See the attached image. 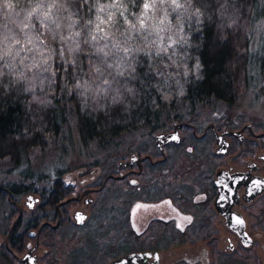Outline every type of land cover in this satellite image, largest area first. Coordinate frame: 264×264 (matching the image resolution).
Returning <instances> with one entry per match:
<instances>
[{"label":"trees","instance_id":"obj_1","mask_svg":"<svg viewBox=\"0 0 264 264\" xmlns=\"http://www.w3.org/2000/svg\"><path fill=\"white\" fill-rule=\"evenodd\" d=\"M179 2L185 39L179 41L181 62L174 70L163 51L140 47L129 36L137 28L126 24L125 17L136 24L145 0H119L120 8L104 11L98 9L113 0H0V167H9L8 174L14 178L0 182V201L8 202V192L13 202L30 192L44 200L42 212L31 223L24 224L23 217L15 229L3 233L13 248H19L22 240L27 244L36 239L44 221L59 219L60 228L69 222L74 186L65 184L61 172L48 189L39 190L36 185L48 176L37 175L31 164L36 153L47 150L52 141L75 129L84 148L107 149L142 129L152 136L179 122L193 140L209 142L211 151L213 142L208 136L197 138L202 131L188 123L196 116L192 115L196 108L214 103L237 106L251 86V71L257 67L264 75V58L259 63L251 49L255 18L264 19V0ZM111 12L115 16L109 21ZM252 61L256 66L251 67ZM183 65H187V75ZM78 81L83 87H76ZM165 93L171 94L167 101L161 98ZM129 101L134 107L125 110ZM118 168L123 170L119 164ZM127 181L119 174L108 176V184ZM62 211L63 219L58 216ZM123 214L125 225L130 216ZM56 231L45 228L40 238ZM133 232L130 229L132 238H141ZM212 232L205 239L211 257L217 260L220 252L217 240L212 239L216 232ZM132 250L127 240L116 254H105L104 260ZM2 256V261L9 258L8 253Z\"/></svg>","mask_w":264,"mask_h":264},{"label":"rangeland","instance_id":"obj_2","mask_svg":"<svg viewBox=\"0 0 264 264\" xmlns=\"http://www.w3.org/2000/svg\"><path fill=\"white\" fill-rule=\"evenodd\" d=\"M179 9L174 10V6H170L167 2L161 4L157 0L154 12L147 13L149 16H154L156 20L164 15V10H167L169 14L174 27H172L171 32L166 29L162 33L164 36L163 47H167L168 36L177 29L176 21L179 17ZM172 14H174V18ZM252 32V54L253 58L259 62L264 58V19L256 16ZM129 36L134 38L140 47L157 49L155 41L159 37L150 28L140 29L137 32L132 30L129 32ZM164 54L169 56L170 66L176 70L181 62L180 43L168 47ZM254 66L256 63L254 64L252 61L251 67ZM169 69L171 70V68ZM255 69L250 73L251 86L237 106L227 107L222 103L208 104L202 109L198 106L195 114H192L196 116H191V122L188 123L196 127L198 131H202L210 125H215L220 131L239 130L250 122L253 126L264 127V75L260 74L257 67ZM172 124L173 122L169 128L158 133L170 131ZM209 133L208 139L214 142L211 132ZM183 134V145L180 148L167 150L169 161L162 167L168 166L169 168L164 172L162 170L159 174L165 181L167 178L173 181L171 184L176 190L186 191L184 186L195 184L193 183L195 177L199 178L203 169L204 172L210 171L211 177L224 161H212L209 155L216 150L210 151L209 142L206 140L195 141L189 133L183 132ZM158 153L155 142L146 129L119 139L117 145L107 149H101L97 145L84 148L74 129L73 132H68L67 135L52 141L47 150L38 151L31 164L37 175L48 176L45 182L36 185L39 190L48 189L49 182L62 172L65 184L74 186L77 191L89 186H99L109 175L126 174L125 170L118 168L121 161L129 163L132 156H144L145 154L155 158L159 156ZM9 171V167H0V182L14 180L13 176L8 174ZM89 171L90 173L87 174ZM159 174L157 171L144 176H130L127 183L110 182L107 184L101 193L95 194V203L90 207V220L82 230L74 226L70 222V218L83 205L72 202L69 206V222L53 235H48V233L45 238L41 239V247L37 252L41 264H109L113 259L104 260V255L116 254L118 246L122 248L127 240L130 241L131 249H134L132 251L163 250L161 253L162 264H215L218 262L219 259L216 260L211 257V252L206 247V243L201 242L192 246L180 230L173 231L168 228L155 227L142 239H135L130 236V229L135 233L141 232L152 217L160 216L152 205L143 206L141 203V200L150 199L154 196V189H156L154 188V176ZM31 193L36 194L35 192L24 194L18 197L17 202L20 204L27 201V196ZM36 196L40 195L36 194ZM41 198L40 205L34 211L24 207L26 212L24 224L42 212L43 197ZM124 212L130 216L125 225ZM49 214L52 216L53 212H49ZM17 216V209L14 208L13 211L9 202L5 201L1 204L0 238L2 241L5 238L3 233L9 231L10 225L17 219ZM165 232H167V240L162 237L165 235L162 233ZM194 233L198 235L197 231ZM212 233V231H207L205 234L210 237ZM32 234L35 235L34 232ZM220 235L222 234L219 231L214 234L216 237ZM205 238L203 241L207 240ZM31 245H35V239ZM222 246L224 244L220 241L218 244L219 251L224 252ZM256 250L250 252L255 253ZM261 254H264V251H261ZM0 264L12 263L0 260ZM14 264L18 263L15 262ZM221 264H230V262L227 259H222ZM243 264H247V262Z\"/></svg>","mask_w":264,"mask_h":264},{"label":"flooded vegetation","instance_id":"obj_3","mask_svg":"<svg viewBox=\"0 0 264 264\" xmlns=\"http://www.w3.org/2000/svg\"><path fill=\"white\" fill-rule=\"evenodd\" d=\"M172 130L173 128L168 132H171ZM182 131L186 133L184 126H182L180 129V132ZM215 131L219 134L225 131L239 133L228 134L226 136L227 141L230 142V149L227 153H219L218 146L216 145ZM209 132H211L214 139V142L211 143V150H216L212 155L218 157L214 158V156H211V159L213 162L221 160L224 161V163L217 167L216 172L213 173L211 177L210 171L204 172L205 170L203 169V173L199 175V178H197V176L195 177V180L193 181L195 184L189 185L192 188L189 186H184L186 191L176 190L174 185L171 184L173 181L169 180L167 177V180L165 181L162 175L159 174L162 170L164 172L169 168L168 166L162 167L166 162L169 161L167 150L170 148H176V146H182L184 142V134H181L183 137L181 144L167 145L163 152L157 147L155 143V146L159 152L158 157L154 158L151 155L145 154L144 156H139L144 158L143 161L139 162L138 160H134L132 163V156L129 160V163L125 162L126 165L123 170H125L126 174L122 175L125 179H128L130 175L144 176L157 171L159 174L154 176V188H156L154 189V196H152L150 199L141 200V203L143 206L152 205V207L160 214V216L152 217L146 223L144 230L138 232L137 235L141 237L140 239H142L148 232L154 230L155 227L160 229L168 228L173 231L180 230L183 232L187 238V241L190 242L192 246L204 242L208 248V240L203 241L204 237H207L205 233L207 231H219L222 235L218 237L212 236V239H216L218 244L220 241L224 244V246H222L224 252L219 251L220 246L218 247L217 244L218 251L220 252L218 264H221L222 259H227L230 264H235L237 262L241 264L245 262H249V264H264V254H261V251H264V189L261 190V186L264 184V127L253 126L250 122L239 130L220 131L215 125H210L204 128L201 132L202 134L198 135L197 138L207 137L210 134ZM221 171H225L230 174L240 173L245 178L244 183L241 181L236 183L234 188L236 192L235 196L226 199V203L222 206L217 204L218 189L215 185L217 174ZM107 184L108 177H106L101 186H89L77 191L75 189V194L70 198L69 201L70 203L76 202L77 205H83L82 208L77 209L75 212L81 211L85 213L87 215V219L84 225L76 226L73 219L74 212L72 218H70V222L74 226L80 228L89 222L90 207H92L95 203L94 196L95 194L101 193L106 188ZM36 194L31 193L28 195H32L35 199H39L34 207L30 208L26 204L27 201L21 202V204L16 207L15 205L17 202H13L11 200L12 194L8 192L7 201L9 202L10 207L13 209V211L14 208L19 211L17 219L12 223V225H10V228L13 227L15 229L16 224L21 220V218H25V206L29 210L34 211L37 209V207L40 205V201L42 200V196H36ZM1 204L2 202L0 201V213ZM222 212L227 214L233 213L243 217L246 224L245 230L253 241L252 245H244L240 237L229 229L228 225H234V222L230 221L229 218ZM58 216L63 219V211L59 212ZM185 217H190L191 220L189 221L184 219ZM32 220L33 218H31L29 223H31ZM41 225L42 226L40 230H38L36 234L37 238L35 239L34 246L31 245L34 239L26 241L27 244H24L25 240H22V244L19 246V248L15 249L10 244V239L5 237L2 241L0 238V255L2 256V253L9 254V258L7 260L5 259L4 261H10L12 264L15 262L18 264H26L23 260L27 253L32 252L38 257V262L41 264L39 255L37 253L41 247V231H43L45 228L58 230L60 228V220L53 218L51 221L42 222ZM196 231L198 232V235L194 233ZM166 233L167 232L162 233L165 234L164 236L162 235L165 240L168 239ZM31 235L33 236L32 233ZM254 249H257L255 253L250 252ZM132 252H159L160 262L162 264L161 253L163 250L131 251L126 254ZM246 252H248V255H246ZM153 261L154 256L150 257L149 259V262Z\"/></svg>","mask_w":264,"mask_h":264},{"label":"water","instance_id":"obj_4","mask_svg":"<svg viewBox=\"0 0 264 264\" xmlns=\"http://www.w3.org/2000/svg\"><path fill=\"white\" fill-rule=\"evenodd\" d=\"M181 127L182 125L179 122H174L173 130L171 132H161L158 134L155 133L152 134V137L157 147L162 152L164 151V148L167 145L170 144L179 145L182 143L183 137L180 132ZM228 134H239V133L238 132L232 133L230 131H225L219 134L216 132V145L218 146L219 153H227L230 149V142L227 141V137H226ZM173 137H175V139H173ZM134 160H138L140 162L143 161L144 158H141L139 156H133L131 162L133 163ZM125 165H126L125 162L119 163L120 168H124ZM240 181L243 183L245 181V178L240 173L230 174L225 171L218 172L217 179L215 181L216 188L218 189L217 204H220L222 206L226 203V199L235 196L236 192L234 188L236 183ZM262 189H264V184L263 186H261V190ZM27 198L28 200L26 204L30 208H33L34 205L39 201V199H35L34 196L32 195L28 196ZM223 214L226 215L230 221L234 222V225H228V227L233 233H236L240 237L242 243L246 246L252 245L253 241L251 240V238L249 237L248 233L245 230L246 224L243 217L241 215H235L233 213L232 214L223 213ZM80 216L84 217L83 221L78 219V217ZM73 219L75 221L76 226H82L84 225L87 219V215L81 211H78L74 213ZM152 256H154V261L149 262V259ZM23 261L26 264H39L38 257L34 255L32 252L27 253ZM109 264H161L160 253L132 252L112 260Z\"/></svg>","mask_w":264,"mask_h":264},{"label":"clouds","instance_id":"obj_5","mask_svg":"<svg viewBox=\"0 0 264 264\" xmlns=\"http://www.w3.org/2000/svg\"><path fill=\"white\" fill-rule=\"evenodd\" d=\"M159 2L161 4L167 2L170 6H174V10L175 9H179L182 7V5L180 4L179 0H159ZM157 0H145V3L142 5V9L140 14L136 17V24H133L131 21L127 20V18L125 17V23L130 25V27L132 28H137V30L139 31L140 29H144V28H150L152 31L156 32V34L158 35V39L155 41L156 45H157V51H164L167 52V48L168 47H172L174 44L178 43L179 40H184L185 37L183 35H181V33H183V23L180 20V18H177L176 23L178 25H180L179 28L176 29V31L174 33H172L171 35L168 36L167 39V47H163L164 44V36L162 35V33H164V31L167 29L169 32H171L172 27H174L172 25V22L169 18V14L167 13V10H164V15H162L159 20H156L154 18V16H149L147 15L148 12L155 10V6H156ZM12 5L9 4L8 8H11ZM39 7V6H37ZM120 8L121 5L119 3V0H113L112 4L109 5H101L100 8L98 9V11H104L105 8ZM124 11H127L126 7L124 8ZM197 15H199V9L196 10ZM121 15H123V12H121ZM115 16V12H111L108 14V20H112V18ZM98 19L101 20V23H105V21L100 18L97 17ZM44 25H42L43 27ZM138 26V27H137ZM25 27H27V25H25ZM76 35H78V33H75ZM92 39H96L95 36L92 37ZM19 41H14V43H18ZM29 43H32L31 38L28 41ZM35 47V45H33ZM9 51H11V49H9ZM124 51L126 52L127 49H124ZM41 55H43V52L40 53ZM17 55H19V53H17ZM41 63H46L47 61H40ZM36 61L33 62L32 67L36 66ZM173 63H175V61H173ZM182 67H184V71H185V75L188 74V68L187 65H183ZM197 67L199 68V62L197 63ZM104 83H108L107 80L104 81ZM76 87H83V85L80 84V82L78 81L76 84ZM88 89L85 88V91H87ZM129 92V94L131 95L133 93V89L129 88L127 90ZM181 95L184 94V91H182L180 93ZM171 94L170 93H165L162 95V99L167 101L168 99H170ZM116 100H122V97H117ZM116 100L113 101V103H116ZM134 105L131 104V102H126L125 103V110L131 109L133 108Z\"/></svg>","mask_w":264,"mask_h":264},{"label":"snow or ice","instance_id":"obj_6","mask_svg":"<svg viewBox=\"0 0 264 264\" xmlns=\"http://www.w3.org/2000/svg\"><path fill=\"white\" fill-rule=\"evenodd\" d=\"M173 139H175V137H173ZM78 219L81 220V221H83L84 217L80 216V217H78ZM184 219H187L189 221L191 220L190 217H185Z\"/></svg>","mask_w":264,"mask_h":264}]
</instances>
